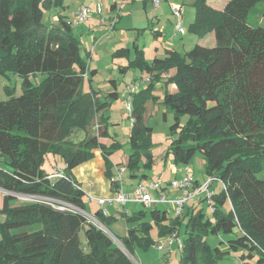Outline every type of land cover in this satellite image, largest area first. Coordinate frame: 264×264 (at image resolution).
I'll list each match as a JSON object with an SVG mask.
<instances>
[{
    "label": "trees",
    "instance_id": "16d2710c",
    "mask_svg": "<svg viewBox=\"0 0 264 264\" xmlns=\"http://www.w3.org/2000/svg\"><path fill=\"white\" fill-rule=\"evenodd\" d=\"M261 1L229 0L217 9L208 0H194L196 15L189 29L200 38L214 32L213 46L197 43L184 53L168 49L165 57L148 60L133 45L135 56L123 70L146 72L145 82L151 83L132 97L126 162L130 175L148 176L147 168L156 161L153 127L144 118L145 103L151 100L175 113L173 131L180 126V115H188L171 141L173 161L187 166L199 152L207 175L220 177L225 187L215 189L212 215L199 206H186L175 217L157 207L126 213L128 232L118 239L131 254L137 245L147 248L157 242L155 226L162 237L179 233L185 224L180 264H216L232 252L240 264H264V26L248 21ZM64 8V0H0V76L19 75L23 90L14 95L6 85L10 98L0 100V188L7 191L0 207L5 215L0 222V264H135L82 212L25 198L53 197L86 209L85 191L73 169L94 156L95 146L104 155L122 146L117 140L101 142L109 136L108 109L118 92L104 94L94 85L97 69L84 59L81 38ZM45 10L58 20L44 22ZM129 51L121 48L115 54ZM38 74L43 75L39 82ZM86 80L89 91L84 89ZM163 80L160 100L155 90ZM94 122L98 134L93 133ZM76 131L85 136L73 139ZM51 152L66 162L62 177L50 178L55 171L44 168ZM110 165L108 161L115 192L120 184ZM17 194L23 199L13 205ZM94 214L106 227L112 225L114 217L102 208ZM221 233L229 237L212 245L208 237Z\"/></svg>",
    "mask_w": 264,
    "mask_h": 264
},
{
    "label": "rangeland",
    "instance_id": "374dc122",
    "mask_svg": "<svg viewBox=\"0 0 264 264\" xmlns=\"http://www.w3.org/2000/svg\"><path fill=\"white\" fill-rule=\"evenodd\" d=\"M69 2V6L66 7V15L68 16L67 19H72L71 21H75L76 17L79 14V11L82 6H88L91 7L92 10L89 12V15L87 17V20L84 22H80L79 24H75V31L77 34L81 37L82 41V53L85 55L86 60L89 62H92V65L94 68L98 69V72L96 73L93 83L97 87V89L100 90L101 93H108L109 90L113 91L116 89V86L114 84V79H117L118 81V92L120 96L116 98L111 106L108 109V114L111 115L110 120L111 123L109 124V136L102 138L101 142L109 145L111 142H119L122 144V146L112 152H109L108 155H104L102 153V150L100 146H95L94 148V156L90 159L86 160L85 162L79 164L73 169V177L77 179L79 182L83 184L82 188L86 191L85 197H88V194L90 193V187L92 186L91 183H94V187H96L99 194L104 192L103 194L107 196L108 186H109V178L110 175L107 171L109 170L108 161L111 162L112 165L111 171L114 174V172L118 171V167L120 169H123L122 176H123V183L125 186L126 191H132L135 184L145 183L149 182L152 179H156L160 176H165V173L163 172L164 166H166L167 161H173V157L170 154V146L172 138H174L175 135L179 133V131L182 130V128L185 126V123L188 119L187 114H181L179 117L180 126L177 128V130H172L171 125L176 121V115L175 113L167 109L166 105L161 102L155 105L153 101H147L144 106V115H145V122L153 127L151 130V138L152 142L154 143L152 149V152L155 155L156 161L151 167L147 168L148 176L146 177H132L130 174L129 167L125 164H118L117 168H114V161H120L123 159L124 153L127 152L128 143L130 140V137L128 138V133L130 136L131 132V121L129 117V110L127 106V97L128 93L126 92V87L128 85H131L135 82L141 83V86H146L145 78L148 79V73L142 72L139 69H129L128 72L125 73L124 70H120L119 65L120 64H127L129 61V57L126 56V53H120L115 54L119 48L121 49L123 46H131L132 54L131 58L135 56V50L133 48V41L135 32L133 28L137 29V27H143V25H149L145 24L147 19V12L151 13V10H156L158 12V17L161 19L162 22L168 23V26L174 28L175 39H173V43H175V47L177 46L181 51H184L186 48L190 47L191 45H195L192 40L195 37V35H189L193 34L190 29L188 21L191 19V15H196V10L193 4H190L191 0H160V3L158 6H155L152 2V0L147 1L145 5V0H130L131 3L124 2V0H117V7L115 8L114 12L110 10V4L112 0H97L99 2H103L104 8L101 10L103 11L102 14H99L97 12V4L98 2L96 0H66L65 2ZM172 1L180 3V4H173ZM181 1H185L186 3L181 5ZM124 2V3H123ZM175 7H180L182 10V15L180 17L177 15L175 11ZM264 8V0L259 2L256 6L253 7V9L249 13L248 21L250 23H259L258 21L261 18H263L264 23V16H259L258 14H255V11H262ZM54 10V9H53ZM54 12H50L49 10H45L44 14V22L50 24L51 22V15ZM104 20H108V23L113 22V17L116 16L115 22L118 21V29H112L111 24L106 23L107 32L101 33V36H98V39L101 40L95 42V36L94 32H91L89 30L90 26L89 23L95 21V17L98 18L101 22L104 23L102 20V17ZM74 19V20H73ZM181 22V25L184 28V33L177 32L176 26L178 22ZM104 23V24H105ZM154 25H158V21H156V18L154 20ZM152 26V27H153ZM172 28V29H173ZM150 28H148V32L144 37L141 36V38H144V43H146L148 46L151 45V33ZM143 32V31H142ZM96 33H100V30H96ZM173 33V32H172ZM123 34V35H121ZM143 34V33H142ZM172 36V38H173ZM193 36V37H192ZM114 37V38H111ZM169 37H171V33L169 32ZM143 41V39H142ZM95 43V45H94ZM205 45L212 46L215 45L216 42L208 43L206 41H203ZM143 44V43H142ZM141 44V45H142ZM94 45L95 52L97 53V56H94L93 53L90 51L91 48ZM95 57V58H93ZM144 77V78H143ZM41 80L43 79L40 78ZM39 78H37L36 81H41ZM148 84L151 83V81H147ZM163 85L162 87L159 85H156L155 93L156 95L161 96V100H163L164 93H165V87H164V80L162 81ZM147 84V86H148ZM158 84V83H157ZM6 85H9L12 87L14 95H20L22 90V78L17 75L11 73L9 76H0V100H6L10 98V95L7 92ZM84 89L89 91L90 85L89 82L86 80V83L84 84ZM134 105V102L132 100V107ZM155 105V106H154ZM113 119V120H112ZM116 119V120H115ZM98 119H95V122ZM94 122V123H95ZM93 123V124H94ZM96 123L93 125L92 130L94 134H98L97 129L95 128ZM121 130H124L126 135L120 133ZM80 131L74 132L72 135L73 139L80 140L85 136V133H82ZM128 140V143H127ZM169 153V154H167ZM48 157L45 160L44 168L48 172H54L58 171L59 169H63L66 166L65 160L60 156L56 155L54 153H48ZM167 156L164 160V156ZM145 158V157H144ZM180 166H186L183 163H178ZM187 166H193L195 167V173L194 176L199 178L200 181L203 179H206V160L203 158V156L197 152L195 156L191 159L189 164ZM116 170V171H115ZM184 175V174H183ZM182 175V176H183ZM264 175V172L263 174ZM181 178V177H180ZM149 179V180H148ZM179 179V177H174L169 181ZM158 180V179H157ZM81 184V185H82ZM218 191L222 186L218 183L216 184ZM7 193V191L0 188V207H2L3 204V196ZM153 195L156 196L155 190L152 191ZM169 195L172 197L178 196L181 194V190L178 188H171L169 186ZM97 194V195H99ZM96 195V196H97ZM206 194H203L204 197ZM18 200H13L12 204H17L19 201H21L23 198H21L22 195L17 194L15 195ZM18 196V197H17ZM193 199L191 198L190 201ZM193 202V201H192ZM87 205V212L94 214L95 208L98 206L95 202H89ZM128 205L124 206L121 203L115 202L114 206L113 203L107 202V208L110 211V215L115 212L116 209H120V211H125V209H132L133 205H136L138 207H143L142 203H136L132 201L133 204H130L128 201ZM121 204V205H120ZM165 207V205H163ZM161 206V207H163ZM199 207H203L204 211L212 215L213 209L211 208V205L206 201H203ZM229 204L226 202L225 209H228ZM167 209V208H166ZM170 216L175 217L173 213L168 211ZM185 213V210H184ZM188 219V217H186ZM185 218V219H186ZM5 219V215L0 213V222ZM122 224H128L126 217L121 221ZM120 224V223H119ZM185 225V224H184ZM182 226L181 231L178 233V236L173 235V242L170 243V238L168 237V241L166 242L165 246H161L163 243V240L167 236H158V227L155 226L152 230V235L158 239V241L155 244L150 245L149 247H142L140 245H137V248L135 251L131 254L121 243V241L118 239L117 243L123 247L127 255L130 257L131 260L135 264H180L181 260V254H182V245L180 243L179 238H184L185 233V226ZM124 226V225H123ZM113 234L116 235V237H120L122 235V230L117 226L110 225L107 227ZM118 229V230H117ZM107 231L111 236V232ZM122 231V232H120ZM229 235H226L224 233L219 234L218 236L210 235L208 237V240L212 243V245H220L221 241L225 240ZM162 238V239H161ZM1 239V235H0ZM241 260L236 255V253L232 252L229 255H227L224 259L219 260L216 264H240ZM257 264V263H255Z\"/></svg>",
    "mask_w": 264,
    "mask_h": 264
},
{
    "label": "crops",
    "instance_id": "0c3cea01",
    "mask_svg": "<svg viewBox=\"0 0 264 264\" xmlns=\"http://www.w3.org/2000/svg\"><path fill=\"white\" fill-rule=\"evenodd\" d=\"M66 0H64V5H65V8L64 9H62V12L64 13V14H67L66 13V11H65V9H66V7H68L69 6V2L67 1V2H65ZM97 1V0H96ZM102 1H104V0H102ZM148 1H150V0H148ZM188 1V0H187ZM229 0H208V3L211 5V6H213L214 8H217V9H223L224 7H225V5L227 4V2H228ZM98 2V4H97V9H101L104 5V3L103 2H99V1H97ZM124 2H127V0H124ZM123 2V3H124ZM131 3V1L129 0L127 3ZM145 2V5H146V3H147V1L145 0L144 1ZM182 3H181V5L182 4H184V3H186L185 1H181ZM194 2V0H191L190 1V4H192ZM172 3L173 4H180V3H177V2H174V1H172ZM117 7V0H112L111 1V4H110V10H112V12H114V10H115V8ZM104 8V7H103ZM102 8V9H103ZM264 9V8H263ZM263 9H262V11L260 12V11H255V14H258L259 16H262L261 14H262V12H263ZM55 11H57V10H55ZM52 12V11H51ZM155 18H156V21H158V25L156 26V25H154L153 26V24H154V20H155ZM191 19L188 21L189 23H187L188 25L189 24H191V22L195 19V12H194V15H191V17H190ZM95 19V21H93V22H90L89 23V26H90V28H89V30L91 31V32H94V36H95V42H97V41H99V40H101L100 38L98 39V36H101L100 34L101 33H105V32H107V30H106V28H107V26L108 25H106V23H108V20H105L104 21V23L103 22H101L98 18H94ZM58 20V16L57 15H52V17H51V21H54V22H56ZM72 20V19H71ZM74 20V19H73ZM119 21V20H118ZM118 21H117V23L115 24V26H114V28L113 29H118L119 28V26H118ZM258 21H260V24H262L263 26H264V23L262 22L263 21V18H261L260 17V19L258 20ZM108 24H110V23H108ZM145 24H149V25H147V27H146V25H143V27L141 28V27H137V29H135V28H133L134 30H132L133 32H135V38H134V41H133V45L134 44H137L140 48H142L143 50H144V53H145V57L148 59V60H153L154 58H157V57H165V55L167 54V51H168V49H172V50H177V51H179L180 53H184V52H186L187 50H189V49H191L192 47H193V45H191L190 47H188V48H186L184 51H181L177 46L175 47V43H173V39H175V36H173V34H175V32H174V28L173 27H170V26H168V23H164V22H162L161 21V19L158 17V12L156 11V10H151V13H149V12H147V19H146V23ZM254 24H257V23H254ZM153 26V27H152ZM190 26V25H189ZM148 28H150V33H151V38H152V41H151V45H147L146 43H144V38H141V36L142 37H144L145 35H146V33L148 32ZM173 28V29H172ZM96 30H100V33H96ZM143 31V32H142ZM169 32L171 33V37H169ZM173 32V33H172ZM178 32V31H177ZM143 33V34H142ZM181 33V32H180ZM121 35H123V34H121ZM176 35V34H175ZM190 36L191 35H195L194 33L193 34H189ZM172 36H173V38H172ZM192 36V37H193ZM195 37H197V38H193V40H192V42L194 43V44H197V43H199V44H202V45H205L204 43H203V41H206V42H208V43H212V42H216V36H215V33L214 32H211V33H209L207 36H205V37H202V38H200V37H198L197 35H195ZM81 38V37H80ZM111 38H114V37H111ZM142 39H143V41H142ZM81 41H82V39H81ZM143 43V44H142ZM142 44V45H141ZM94 45H95V43H94ZM94 45H93V47L91 48L92 50L90 51L91 53H93V55L94 56H97V53L95 52V49H94ZM132 45V46H133ZM208 46V45H207ZM213 46V45H212ZM130 48L131 46H123L122 48ZM132 48V47H131ZM130 48V51L126 54V56H128L130 59H131V54H132V49ZM120 49V48H119ZM83 57L85 58V55H83ZM93 58H95V57H93ZM89 62V61H88ZM124 65H126V64H120L119 65V68H120V70L122 71L123 70V67H124ZM89 66L91 67V68H94L93 67V65H92V62H89ZM97 69V68H96ZM125 71V73L126 72H128L129 71V69L128 70H124ZM97 72H98V69H97ZM172 72H173V70H172ZM37 78H42V75L41 74H38V76H37ZM144 78V77H143ZM115 80V82H114V84H115V86H116V90H117V92H118V88H117V86H118V81H117V79H114ZM143 80H147V78H145V79H143ZM157 85H159V86H161L162 87V85H163V82H159ZM142 87H144V86H141V88ZM140 88V89H141ZM171 89H174L175 88V85H172L171 87H170ZM155 91H158V90H155ZM109 92H110V90H109ZM157 94V93H156ZM120 96V94H119V92H118V97ZM158 96L160 97V100H161V96L158 94ZM156 105V104H155ZM154 105V106H155ZM110 117H111V115H110ZM113 120V119H112ZM116 120V119H115ZM110 123H111V121H110ZM132 126V125H131ZM109 131H110V129H109ZM120 133L121 134H123L124 136L126 135V133L124 132V130H121L120 131ZM128 138L130 137L129 136V133H128ZM127 143H128V140H127ZM128 148H129V146L126 148L127 149V152L126 153H124V156H123V159H121L120 161H114V160H112V162L114 163V168L116 167H118V166H120V165H118V164H125L126 162H127V160H128V156H129V150H128ZM166 166H164V170H163V172L165 173V176H160V177H158V178H156V179H152V180H159V179H162L163 181H165L166 183H169L170 181L169 180H171L172 178H174V177H182V175L183 174H185L186 173V167H189L190 169H191V171H192V173H195V167H193V166H180L179 164H176V163H174V162H171V161H167L166 162V164H165ZM119 168V167H118ZM112 170V169H111ZM116 171V170H115ZM117 172H114V174H113V177H114V175L116 174ZM206 176H208L207 174H206ZM197 178V177H196ZM149 180V179H148ZM152 180H150V181H152ZM198 180H199V178H198ZM205 179H203L202 181H204ZM149 181V182H150ZM200 181V180H199ZM201 181V182H202ZM139 182V181H138ZM137 182V183H138ZM81 183V182H80ZM135 184V186L136 185H138V184ZM145 183H148V182H145ZM82 184V183H81ZM141 184V183H140ZM216 184H217V182L215 183V184H213V188H215L217 191H218V189H217V186H216ZM91 187H90V193L89 194H91V195H93V196H95V197H103V198H110V197H112L113 195H114V193L115 192H113L112 191V189H111V182H110V180H109V186H108V191H105V192H107V196H105L102 192L99 194V192L97 191V189H96V187H94V183H91ZM218 185H219V183H218ZM82 186H83V184H82ZM83 189V188H82ZM84 190V189H83ZM126 190V189H125ZM85 191V190H84ZM162 191L163 192H169V186L168 185H166V186H164L163 188H162ZM85 193H86V191H85ZM157 193L158 192H156V195H157ZM97 194H99V195H97ZM97 195V196H96ZM203 196L201 195V196H198L197 198H192L193 200V202L192 201H190L189 200V202H188V204H187V208L188 207H196V206H200V204L202 203V201H201V198H202ZM204 197H206V196H204ZM86 199H87V196H86ZM90 202V201H89ZM94 202V201H93ZM92 202V203H93ZM130 202V204H133L132 203V201H129ZM206 202V201H205ZM208 202V201H207ZM95 203H97L98 204V202H96L95 201ZM115 202H113V206L115 205L114 204ZM89 203H88V201H87V205H88ZM129 203L127 202L124 206H126V205H128ZM121 205V204H120ZM163 205H165V207L163 206ZM161 206H163V207H161ZM104 207H105V209L107 210V213L109 214L110 213V211H109V209L107 208V204H105L104 205ZM147 207L149 208V207H151V208H154V207H157V208H167L168 209V204H166V203H154V204H151V206H146V205H144L143 204V207H138V206H136V205H133V208L132 209H125V211H120V209L118 208V209H116L115 210V212H113L111 215L114 217L113 218V222H112V225H114V226H116V228H117V226L119 227V228H121L122 230H124L123 232L122 231H120V232H122V235H126L127 234V232H128V224H122L121 223V221L124 219V217H126V213H128V214H132V213H134V212H136V211H139V210H141V209H147ZM99 208H101V205L100 204H98V206L95 208L96 210L97 209H99ZM95 210V211H96ZM188 210V209H187ZM110 215V214H109ZM120 223V224H119ZM124 225V226H123ZM118 230V229H117ZM168 236V235H167ZM160 237V236H159ZM156 238L155 237V239L158 241V239H160V238ZM162 239V238H161Z\"/></svg>",
    "mask_w": 264,
    "mask_h": 264
},
{
    "label": "built area",
    "instance_id": "2783aa9c",
    "mask_svg": "<svg viewBox=\"0 0 264 264\" xmlns=\"http://www.w3.org/2000/svg\"><path fill=\"white\" fill-rule=\"evenodd\" d=\"M153 4L155 6H158L160 3V0H152ZM92 8L88 6H82L78 16L76 17L75 21H72L73 24H79L80 22H84L87 20V17L89 15V12H91ZM175 11L177 15L180 17L182 15V10L180 7H175ZM97 12L99 14H102L103 11L101 9H97ZM103 21V16L101 17ZM115 17H113V22H111V28L113 29L116 22ZM176 30L184 33V28L181 25V22L179 21L176 26ZM141 87V83L135 82L131 85H128L126 87V92L129 94L127 97V106L129 110V117L131 121V125H133V117H132V97L135 92H137ZM123 169L118 168L117 173L114 175V179L117 180L120 184L119 189L115 191L114 195L110 198H103V197H95L91 194H88L87 201L90 202H98V204L101 205V208L103 209V212L107 214V210L105 209L104 205L107 202L113 203L118 202L123 205H125L128 201H134L136 203H142L146 206H151V204L154 203H166L168 204V210L173 213V215L178 216L181 215L184 211V208L187 206L189 200L191 198H197L198 196H201L203 194H206L205 196L208 198L209 205L212 204V197L213 194H215V188H213V184L216 182L219 183L221 186L225 187V183L223 180L215 175H208L204 181H199L198 178L194 176L191 169L189 167H186V173L179 179H175L170 181L169 183H166L162 179L159 180H152L148 183H141L133 187L132 191H126L125 186L123 183V176H122ZM63 176V170L59 169L58 171H55L54 173L50 174V178H56V177H62ZM170 186L171 188H178L181 190V194L178 196L172 197L167 192H163L162 188L164 186ZM82 188L81 186H78ZM155 190V192H158L156 196L153 195L152 191ZM26 199H40L44 200L48 203H50L53 206L58 207L59 209H69L72 211H80L82 212L88 220L95 223L99 227L106 228L109 230L97 217L95 214H91L87 212L86 209L77 207L65 200L53 198V197H45V196H25ZM110 231V230H109ZM111 232V231H110ZM112 234V237L117 242L118 237H116L115 234ZM176 235L178 236V233L174 232L167 237H165L162 243V247L165 246L166 242L168 241V237L170 238V243L173 242L172 236ZM181 245H183V240L179 238Z\"/></svg>",
    "mask_w": 264,
    "mask_h": 264
},
{
    "label": "water",
    "instance_id": "95a60500",
    "mask_svg": "<svg viewBox=\"0 0 264 264\" xmlns=\"http://www.w3.org/2000/svg\"><path fill=\"white\" fill-rule=\"evenodd\" d=\"M102 229H104L106 232L108 231L106 228H103V227H102Z\"/></svg>",
    "mask_w": 264,
    "mask_h": 264
}]
</instances>
